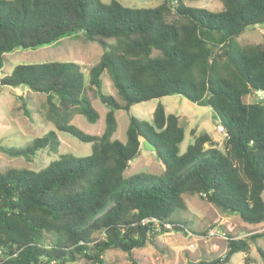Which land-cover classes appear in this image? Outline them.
Here are the masks:
<instances>
[{
  "label": "trees",
  "instance_id": "trees-1",
  "mask_svg": "<svg viewBox=\"0 0 264 264\" xmlns=\"http://www.w3.org/2000/svg\"><path fill=\"white\" fill-rule=\"evenodd\" d=\"M222 2L221 10L211 11L183 0L140 8L116 0H0V69L15 48L34 49L68 35L80 34L102 48L87 78L76 62L49 61L17 64L0 79L44 94L46 120L92 147L86 156L57 154L37 170L0 172V264H66L79 258L106 264L104 255L112 249L139 264L134 250L162 233L190 231L191 221L171 217L186 208L183 194L246 223L264 224V98L255 95L264 92V43L237 41L245 29L264 25V0ZM105 72L117 98L102 89ZM87 84L106 106L100 135L71 123L76 114L89 123L99 118ZM251 94L257 100L245 102ZM170 95L208 101L225 131L221 151L210 134L191 129L193 141L180 153L184 128L161 103L151 121L130 113L135 104ZM20 109L30 116L23 101ZM120 109L128 115L125 142L113 137ZM141 140L156 148L155 179L127 176ZM59 144L49 131L18 149L0 146V152L31 161L45 148L56 153ZM256 238H264V230L228 239L222 257L187 264H228L234 253L247 255ZM258 252L264 264V250Z\"/></svg>",
  "mask_w": 264,
  "mask_h": 264
},
{
  "label": "rangeland",
  "instance_id": "rangeland-1",
  "mask_svg": "<svg viewBox=\"0 0 264 264\" xmlns=\"http://www.w3.org/2000/svg\"><path fill=\"white\" fill-rule=\"evenodd\" d=\"M109 2L110 0H100ZM127 7H153L161 0H116ZM186 5L203 7L211 11H219L223 8L222 0H183ZM174 3V2H173ZM240 45L264 43V25L249 27L237 39ZM102 54V48L95 42L85 41L80 34L68 35L55 43L37 47L34 49L15 48L4 55L3 66L0 69V79L10 74L17 64L42 63L49 61L68 62L79 64L87 78L89 68L94 65ZM103 91L117 98V91L113 87L111 79L105 72L102 76ZM86 93L92 107L97 111L99 118L95 123H89L81 114H76L71 123L90 135H100L104 130V115L106 106L95 95L92 87L86 86ZM22 98H21V97ZM181 96H165L146 102L135 104L130 108V113L135 117L150 121V115L144 106L161 103L166 106L169 113L179 116V123L184 128L187 145L190 144L191 136L187 120L191 121L192 127L199 131L213 135L217 142L215 148L222 150V141L225 135L215 131L216 121L212 110L207 106H198ZM180 100L181 102H179ZM184 100V101H183ZM245 102L256 101L254 94L243 97ZM27 105L30 116H24L20 106ZM45 95L28 91L21 86L13 88L2 84L0 80V146L3 148H21L29 144L34 138L41 137L49 131H54L60 142L57 152L45 148L38 151L35 157L28 161L23 157H11L0 152V172L8 168H28L37 170L56 159L57 154H70L74 157L86 156L91 153V144L82 143L66 133L60 132L46 120ZM182 102L197 112L190 114ZM202 110V111H201ZM190 114L189 116H187ZM152 116V115H151ZM117 128L113 137L125 142L128 115L122 109L115 112ZM143 152H150L142 148ZM131 161L127 176L145 175L149 179H155L159 175V165L152 156L146 157L145 153ZM264 198V192L262 193ZM182 199L186 208L175 209L172 218L191 221V229L187 233L170 231L158 235L153 242L141 249L133 251V256L139 264H187L200 258L212 259L222 257L226 252L228 239L247 238L264 230V224H249L241 220L235 214H226L213 204L205 202L196 195L183 194ZM258 248L264 250V238H256L250 241L247 255L234 253L228 264H263ZM246 258L248 261H246ZM106 264H130L127 254L121 250H108L104 255ZM66 264H91L89 261L79 258Z\"/></svg>",
  "mask_w": 264,
  "mask_h": 264
},
{
  "label": "crops",
  "instance_id": "crops-1",
  "mask_svg": "<svg viewBox=\"0 0 264 264\" xmlns=\"http://www.w3.org/2000/svg\"><path fill=\"white\" fill-rule=\"evenodd\" d=\"M172 96H175V95H172ZM177 96H179V95H177ZM182 99H185V98H182ZM179 102H181L180 100H178ZM184 101V100H183ZM144 103V102H143ZM158 104V103H157ZM156 104V105H157ZM156 105H145L144 106V108H145V110H146V112L150 115V121H151V119H152V114H153V111H154V109H155V107H156ZM181 106H186V107H188V109H187V111L190 113V114H192V112H197L196 110H194V109H192V108H190L189 106H187L186 104H184V102H182V105ZM198 106H200V105H198ZM208 107V106H207ZM164 109H165V111H166V113H169L168 112V110H167V108H166V106H164ZM202 111V110H201ZM190 114H188L187 116H189ZM176 115V114H175ZM179 117V116H178ZM187 125H188V130H189V135H190V130L191 129H195L196 130V132H199V128L197 127V125H196V127H192L193 125H191V121L188 119L187 120ZM209 134V133H208ZM211 135V134H210ZM191 136V135H190ZM212 137H213V135H211ZM184 138H185V131H184V137H183V140H182V142L179 144V152L180 153H183L184 151H185V149H186V147H187V142L184 140ZM191 141H190V143L193 141V137L191 136ZM141 142H142V140H141ZM142 148H143V146L141 147V149H140V155H143L142 153H145V156L146 157H148V159H149V157L150 156H152L153 157V159L155 160V153L154 152H152V151H150V152H143V150H142ZM139 155V156H140Z\"/></svg>",
  "mask_w": 264,
  "mask_h": 264
},
{
  "label": "water",
  "instance_id": "water-1",
  "mask_svg": "<svg viewBox=\"0 0 264 264\" xmlns=\"http://www.w3.org/2000/svg\"><path fill=\"white\" fill-rule=\"evenodd\" d=\"M2 84H4L3 82H2ZM196 105H200V106H208V101L206 100V99H202V100H199V101H197L196 102ZM142 146H143V148H145V149H147V150H150V151H152V152H156V148H155V146H153L151 143H149L148 141H146V140H142Z\"/></svg>",
  "mask_w": 264,
  "mask_h": 264
},
{
  "label": "built area",
  "instance_id": "built-area-1",
  "mask_svg": "<svg viewBox=\"0 0 264 264\" xmlns=\"http://www.w3.org/2000/svg\"><path fill=\"white\" fill-rule=\"evenodd\" d=\"M255 95L257 96L258 99H260V98H264V92H262V91H256V92H255ZM214 129H215V131H216L218 134H223V135H225V131L223 130V128H222L221 126L216 125ZM146 221H147V220H143L142 222L145 223Z\"/></svg>",
  "mask_w": 264,
  "mask_h": 264
}]
</instances>
